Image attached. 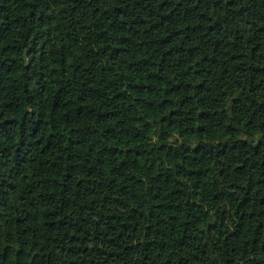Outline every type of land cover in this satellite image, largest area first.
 Here are the masks:
<instances>
[{"label": "trees", "instance_id": "obj_1", "mask_svg": "<svg viewBox=\"0 0 264 264\" xmlns=\"http://www.w3.org/2000/svg\"><path fill=\"white\" fill-rule=\"evenodd\" d=\"M0 264H264V0H0Z\"/></svg>", "mask_w": 264, "mask_h": 264}]
</instances>
